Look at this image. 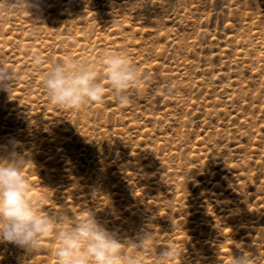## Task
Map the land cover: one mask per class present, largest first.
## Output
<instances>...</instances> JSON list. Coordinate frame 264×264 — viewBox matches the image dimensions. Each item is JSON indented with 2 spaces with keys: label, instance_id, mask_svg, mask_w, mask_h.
Instances as JSON below:
<instances>
[{
  "label": "rangeland",
  "instance_id": "obj_1",
  "mask_svg": "<svg viewBox=\"0 0 264 264\" xmlns=\"http://www.w3.org/2000/svg\"><path fill=\"white\" fill-rule=\"evenodd\" d=\"M0 11V156L12 141L41 215H94L169 264H264V0H31ZM126 51L142 79L122 106L102 58ZM38 58V59H37ZM92 64L105 95L68 109L43 81ZM130 243V242H129ZM53 231L33 253L0 242V264H60Z\"/></svg>",
  "mask_w": 264,
  "mask_h": 264
},
{
  "label": "clouds",
  "instance_id": "obj_2",
  "mask_svg": "<svg viewBox=\"0 0 264 264\" xmlns=\"http://www.w3.org/2000/svg\"><path fill=\"white\" fill-rule=\"evenodd\" d=\"M33 6L31 0H0V11L11 8L22 13ZM102 63L119 104L128 105L127 90L142 79L138 67L123 50L107 54ZM14 79V72L0 62V92L10 97ZM43 84L51 102L73 110L100 102L105 95V85L98 78L96 67L71 58L54 64ZM18 146L19 142L12 141L4 149L6 155L0 156V242L14 243L33 253L40 247V238L55 231L60 241L56 252L60 264H142L140 257L127 249L149 251L153 238L150 231L138 233L135 240L123 239L101 225L94 215L84 219L64 212L41 215L24 175L30 160L16 150ZM174 255L175 249L167 246L159 251L155 264H169ZM234 264H252V261L245 252H240Z\"/></svg>",
  "mask_w": 264,
  "mask_h": 264
}]
</instances>
